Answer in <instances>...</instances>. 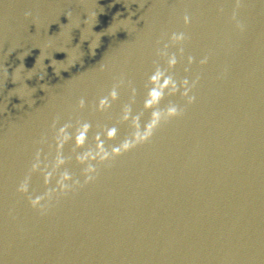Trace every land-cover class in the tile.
Wrapping results in <instances>:
<instances>
[{
  "label": "water",
  "instance_id": "obj_1",
  "mask_svg": "<svg viewBox=\"0 0 264 264\" xmlns=\"http://www.w3.org/2000/svg\"><path fill=\"white\" fill-rule=\"evenodd\" d=\"M0 264H264V0H0Z\"/></svg>",
  "mask_w": 264,
  "mask_h": 264
}]
</instances>
